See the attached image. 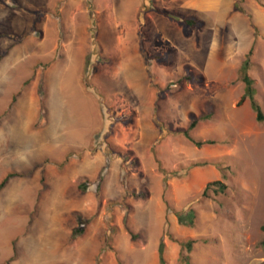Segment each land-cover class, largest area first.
I'll list each match as a JSON object with an SVG mask.
<instances>
[{
    "label": "rangeland",
    "instance_id": "1",
    "mask_svg": "<svg viewBox=\"0 0 264 264\" xmlns=\"http://www.w3.org/2000/svg\"><path fill=\"white\" fill-rule=\"evenodd\" d=\"M235 5L0 0V264H264V0Z\"/></svg>",
    "mask_w": 264,
    "mask_h": 264
},
{
    "label": "trees",
    "instance_id": "2",
    "mask_svg": "<svg viewBox=\"0 0 264 264\" xmlns=\"http://www.w3.org/2000/svg\"><path fill=\"white\" fill-rule=\"evenodd\" d=\"M2 1H9V0H2ZM259 1V0H256ZM242 0H236V9L237 10H241L240 4H241ZM168 17L174 19L175 21L179 22V23H184L186 26H190L193 27L195 25V23L191 20H183L177 16L174 15H169V14H165ZM250 53L248 54V56H250ZM250 67V61H249V57L246 58V60L243 62V65L241 67V76H242V81L245 85L244 87V96L243 99L248 98L250 101V105L251 108L253 109V111H255L256 113V118L258 122H263L264 121V115L262 113V110L260 108V106L256 103L255 101V89L253 87V81L252 79L249 77L248 75V69ZM210 119L209 115H202L200 117H193L191 123L189 124L188 128L183 130L181 133L184 137H186L188 140H190L191 142H193L196 146L201 147L203 145H212L215 144L216 142L214 140H199V139H195L190 135V132L192 130H194L196 128V126L198 125V123L200 121H205ZM65 164V162H63L62 164L58 165L59 168H61L63 165ZM17 176V174L11 173L8 174L3 181L0 183V191L3 189V187L6 185V183L9 181V179L13 178ZM81 186V185H79ZM210 186H215L218 187L217 190L223 191L225 189V185L222 184L220 181H214L209 183L204 192L203 195L206 194L207 189ZM81 188L83 189V186H81ZM84 190V189H83ZM170 210V209H169ZM175 216L177 217L178 223L181 225H185V226H189L192 227L194 225L195 219H196V213L193 209H189L186 212H180V211H173ZM264 230V226L262 228ZM84 233L83 229H77L72 233L71 236V240L74 241L78 236L82 235ZM195 240H188L186 242L181 243V247L182 249H185L186 251V255L182 254V260L185 264H190L189 261V253L192 250L193 245L195 244ZM262 246L264 247V241L262 242ZM158 257H159V263L160 264H166L165 258H164V243L161 241L158 247Z\"/></svg>",
    "mask_w": 264,
    "mask_h": 264
}]
</instances>
